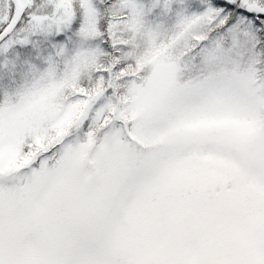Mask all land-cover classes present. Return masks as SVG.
I'll return each instance as SVG.
<instances>
[{
    "label": "snow or ice",
    "instance_id": "obj_1",
    "mask_svg": "<svg viewBox=\"0 0 264 264\" xmlns=\"http://www.w3.org/2000/svg\"><path fill=\"white\" fill-rule=\"evenodd\" d=\"M0 264H264V0H0Z\"/></svg>",
    "mask_w": 264,
    "mask_h": 264
}]
</instances>
